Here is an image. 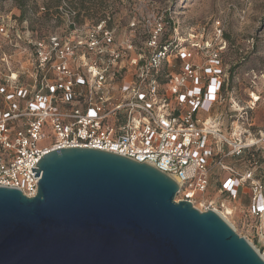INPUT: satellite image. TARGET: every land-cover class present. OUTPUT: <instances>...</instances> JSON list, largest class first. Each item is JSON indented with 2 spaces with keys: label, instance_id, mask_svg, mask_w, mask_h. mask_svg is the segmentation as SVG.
<instances>
[{
  "label": "built area",
  "instance_id": "built-area-1",
  "mask_svg": "<svg viewBox=\"0 0 264 264\" xmlns=\"http://www.w3.org/2000/svg\"><path fill=\"white\" fill-rule=\"evenodd\" d=\"M75 14L70 10V28ZM165 24L172 28L169 37L163 35ZM138 26L134 20L128 24L131 30ZM178 26L159 21L144 45L133 37L118 42L105 19L78 35L29 39L16 33L32 45L34 57L27 70L12 68L11 55L0 57V186L34 196L39 176L31 167L54 149L113 152L166 173L178 184L179 200L223 219L234 211L229 200L245 189L251 228L264 244L258 162L239 171L225 161L245 152L264 157V126H255L251 116L258 98L242 102L231 96L226 124L219 111L228 93L222 33L205 38L200 32L181 34ZM0 34L13 40L3 24ZM216 168L227 174L217 190L228 199L206 195ZM255 250L264 257V248Z\"/></svg>",
  "mask_w": 264,
  "mask_h": 264
},
{
  "label": "water",
  "instance_id": "water-1",
  "mask_svg": "<svg viewBox=\"0 0 264 264\" xmlns=\"http://www.w3.org/2000/svg\"><path fill=\"white\" fill-rule=\"evenodd\" d=\"M31 167L37 192L0 186V264H264L213 210L175 201L155 167L87 147Z\"/></svg>",
  "mask_w": 264,
  "mask_h": 264
},
{
  "label": "rangeland",
  "instance_id": "rangeland-1",
  "mask_svg": "<svg viewBox=\"0 0 264 264\" xmlns=\"http://www.w3.org/2000/svg\"><path fill=\"white\" fill-rule=\"evenodd\" d=\"M70 10L76 12L73 18L76 26L71 28L67 26ZM100 19L107 21L118 42L133 37L139 45L145 44L146 37L159 21H175L179 25V33L200 32L205 38L216 37L220 30L225 42L221 59L227 71L228 93L219 111L224 114L227 124L231 96L246 102L254 93L258 101L251 112L253 123L264 126V0H27L24 15H21L15 0H0V24L13 36L10 41L0 34V57L3 54L11 55L9 65L12 68L31 69L33 47L22 39L17 40L16 33L29 39L53 32L78 35ZM133 20L139 24L135 30L128 27ZM171 29L165 24L163 35H172ZM23 46L28 47L23 50ZM231 66L233 69L230 73ZM255 159L264 180L262 155H256ZM227 162L242 169L247 157L243 156L240 160L233 158ZM206 195L228 199L218 192L216 184L209 187ZM179 198L176 195L174 200L179 201ZM237 203V200H229V206L234 211L227 215V220L240 236L263 253L264 244L251 228L254 223L247 216L248 197L242 199L241 206H237Z\"/></svg>",
  "mask_w": 264,
  "mask_h": 264
},
{
  "label": "crops",
  "instance_id": "crops-1",
  "mask_svg": "<svg viewBox=\"0 0 264 264\" xmlns=\"http://www.w3.org/2000/svg\"><path fill=\"white\" fill-rule=\"evenodd\" d=\"M243 156H246L247 157V163H245V164L242 165V169H239V168H237V167L234 166L239 171H244V169L250 164V162H253V160H254V158H252L253 156H252L251 153L245 152V153L242 154V157ZM257 173L263 179V175L260 174V172H259L258 169H257ZM222 175H224L223 177L227 176L226 173L224 174L222 171L220 172V170L218 168L214 169L213 172H212L211 178H210V186L213 187L214 184H216V186H219L220 185V181L219 180L222 178ZM244 190L245 189H241V195L237 199V201H238L237 206H241V204H243V203H240V202L242 201V199L244 197H247V195L243 194Z\"/></svg>",
  "mask_w": 264,
  "mask_h": 264
},
{
  "label": "trees",
  "instance_id": "trees-1",
  "mask_svg": "<svg viewBox=\"0 0 264 264\" xmlns=\"http://www.w3.org/2000/svg\"><path fill=\"white\" fill-rule=\"evenodd\" d=\"M15 2L17 3V6L21 9V15H24V13H25V5L27 4V0H15ZM232 69H233V67L231 66L229 68V72L230 73L232 72ZM258 154H260V156L262 155L260 152H255L252 158H254V160H256L255 156L258 155ZM233 158H237V160H240V158H242V155L229 156V157L226 158L225 161L227 162L228 160H231ZM262 159L264 160L263 156H262ZM256 161L258 162V160H256ZM228 164H230V163H228Z\"/></svg>",
  "mask_w": 264,
  "mask_h": 264
},
{
  "label": "bare ground",
  "instance_id": "bare-ground-1",
  "mask_svg": "<svg viewBox=\"0 0 264 264\" xmlns=\"http://www.w3.org/2000/svg\"><path fill=\"white\" fill-rule=\"evenodd\" d=\"M251 95H252V97H254V98H258V97H256V95H255L254 93H252ZM228 209H229V208H228ZM227 218H228V217L226 216L225 219L227 220ZM263 258H264V257H263Z\"/></svg>",
  "mask_w": 264,
  "mask_h": 264
}]
</instances>
